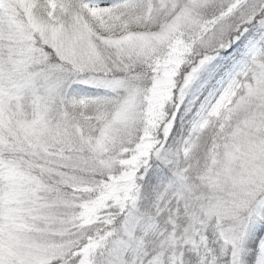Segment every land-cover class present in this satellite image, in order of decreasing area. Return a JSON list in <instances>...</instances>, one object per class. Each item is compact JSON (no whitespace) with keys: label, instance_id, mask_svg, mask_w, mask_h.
Listing matches in <instances>:
<instances>
[{"label":"snow or ice","instance_id":"snow-or-ice-1","mask_svg":"<svg viewBox=\"0 0 264 264\" xmlns=\"http://www.w3.org/2000/svg\"><path fill=\"white\" fill-rule=\"evenodd\" d=\"M0 264H264V0H0Z\"/></svg>","mask_w":264,"mask_h":264}]
</instances>
